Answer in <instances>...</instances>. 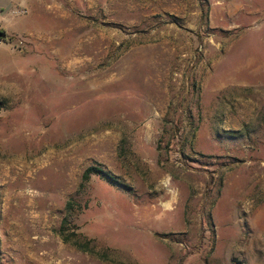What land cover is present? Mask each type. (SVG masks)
Returning a JSON list of instances; mask_svg holds the SVG:
<instances>
[{
	"label": "rangeland",
	"instance_id": "obj_1",
	"mask_svg": "<svg viewBox=\"0 0 264 264\" xmlns=\"http://www.w3.org/2000/svg\"><path fill=\"white\" fill-rule=\"evenodd\" d=\"M0 32V264H264V0H0Z\"/></svg>",
	"mask_w": 264,
	"mask_h": 264
},
{
	"label": "trees",
	"instance_id": "obj_2",
	"mask_svg": "<svg viewBox=\"0 0 264 264\" xmlns=\"http://www.w3.org/2000/svg\"><path fill=\"white\" fill-rule=\"evenodd\" d=\"M91 175H100L102 177H104L106 180L108 181H113V179H111V177L103 172L102 170L100 169H97V168H88L86 169V171L84 172V175H83V179L86 180L88 179Z\"/></svg>",
	"mask_w": 264,
	"mask_h": 264
},
{
	"label": "water",
	"instance_id": "obj_3",
	"mask_svg": "<svg viewBox=\"0 0 264 264\" xmlns=\"http://www.w3.org/2000/svg\"><path fill=\"white\" fill-rule=\"evenodd\" d=\"M6 39V34L4 32H0V41Z\"/></svg>",
	"mask_w": 264,
	"mask_h": 264
},
{
	"label": "bare ground",
	"instance_id": "obj_4",
	"mask_svg": "<svg viewBox=\"0 0 264 264\" xmlns=\"http://www.w3.org/2000/svg\"><path fill=\"white\" fill-rule=\"evenodd\" d=\"M18 234H19V233H18ZM48 253H49V252H48ZM45 259H46V258H45ZM45 259H44V260H45ZM30 261H31V260H30Z\"/></svg>",
	"mask_w": 264,
	"mask_h": 264
}]
</instances>
